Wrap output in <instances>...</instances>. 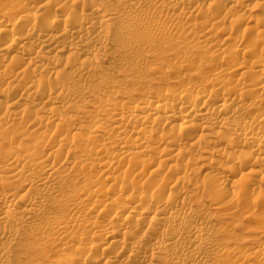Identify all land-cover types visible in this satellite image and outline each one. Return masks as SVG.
<instances>
[{"label":"bare ground","instance_id":"1","mask_svg":"<svg viewBox=\"0 0 264 264\" xmlns=\"http://www.w3.org/2000/svg\"><path fill=\"white\" fill-rule=\"evenodd\" d=\"M258 215L264 0H0V264H264Z\"/></svg>","mask_w":264,"mask_h":264},{"label":"rangeland","instance_id":"2","mask_svg":"<svg viewBox=\"0 0 264 264\" xmlns=\"http://www.w3.org/2000/svg\"><path fill=\"white\" fill-rule=\"evenodd\" d=\"M153 50L155 54H161V56H169L168 59L171 60L182 56L183 53L186 52L184 47L182 46H178V48L175 49L169 46L161 47L157 44L153 45ZM147 60L148 65L145 66L142 73L132 74L130 73V71H126V74L120 75L118 84L116 85L120 87H127L128 89H135L139 91L140 94H142L146 92L161 91L167 87L169 81L173 82V80H171L172 78H174L173 76L168 79V82L166 81V79H162V65H160L153 58H149ZM128 76H132V78L126 79ZM169 84L171 86H174L173 83ZM200 164V161L195 162L196 167H199ZM240 221V226L236 227L235 229V234H238L242 238V241H237L240 248L246 247L248 243L257 246L260 242L264 241V236L259 235L256 229L257 227L264 226L263 215H258L256 219Z\"/></svg>","mask_w":264,"mask_h":264}]
</instances>
